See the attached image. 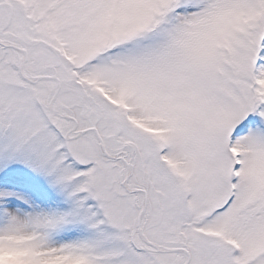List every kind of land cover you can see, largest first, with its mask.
<instances>
[{"label":"snow or ice","instance_id":"1","mask_svg":"<svg viewBox=\"0 0 264 264\" xmlns=\"http://www.w3.org/2000/svg\"><path fill=\"white\" fill-rule=\"evenodd\" d=\"M0 264H264V0H0Z\"/></svg>","mask_w":264,"mask_h":264}]
</instances>
